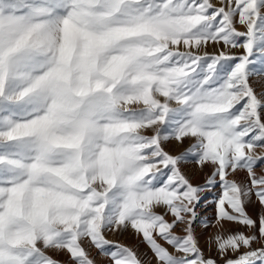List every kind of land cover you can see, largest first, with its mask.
<instances>
[{
  "label": "snow or ice",
  "instance_id": "snow-or-ice-1",
  "mask_svg": "<svg viewBox=\"0 0 264 264\" xmlns=\"http://www.w3.org/2000/svg\"><path fill=\"white\" fill-rule=\"evenodd\" d=\"M256 76L264 0H0V264H264Z\"/></svg>",
  "mask_w": 264,
  "mask_h": 264
},
{
  "label": "rangeland",
  "instance_id": "rangeland-1",
  "mask_svg": "<svg viewBox=\"0 0 264 264\" xmlns=\"http://www.w3.org/2000/svg\"><path fill=\"white\" fill-rule=\"evenodd\" d=\"M213 3H218V0H212ZM237 27L240 29V30H243L242 26L240 25H237ZM221 48H223V44L221 43L220 45H213V44H209L207 46L206 49L202 48L200 51L203 52V51H207L208 53L210 54H213V53H216L218 52ZM234 53H241L243 51V49H233L232 50ZM252 84H253V87L255 88V90L257 91V93H262L264 92V76H256V77H253L252 78ZM187 147H189V144L188 146H185L183 148L175 144H172V145H168L167 146V149L173 153H178L180 151H183L185 150ZM259 168V167H257ZM261 172V170H260ZM240 176H243V174H241ZM237 177H239V175L237 174ZM211 197L210 194H205V196H203V199H207ZM259 209V205H255V206H250L248 208V211L251 215H253V217L256 216L257 214V211ZM200 213L202 215H206L210 218H214L215 216V206L211 203H208L206 207L202 206L200 209H199ZM225 227H230V228H235L236 226L235 225H232V224H226ZM179 232V229L177 230ZM217 231V229L215 227H210L208 229H201L199 226H197V233L199 235V240H200V246L205 250L206 254L208 255H212V256H216L217 253L215 251V245H211V251H209V244H208V238L214 234L215 232ZM109 239H112V240H115V241H118L120 243H123L125 245H128V246H131L129 245L130 243H135L134 245L137 244V241H134L133 239V234L131 231L129 232H126L124 234H109L108 236ZM139 248L142 252L146 251V246H141V244L139 245ZM52 255L54 256V258L58 259L59 261H61V264H66L67 260H68V256L65 255V254H60V255H56L55 253H52ZM91 255L97 260L98 264H108V260L107 258L103 257L102 255L98 254L96 252V250H92L91 252ZM150 255V254H149Z\"/></svg>",
  "mask_w": 264,
  "mask_h": 264
},
{
  "label": "bare ground",
  "instance_id": "bare-ground-1",
  "mask_svg": "<svg viewBox=\"0 0 264 264\" xmlns=\"http://www.w3.org/2000/svg\"><path fill=\"white\" fill-rule=\"evenodd\" d=\"M188 144H190V142L186 141L183 145H180V147L183 148L185 146H188ZM260 170H262L260 167L256 169L258 173L260 172ZM184 171L189 175L193 184L203 185L205 183V180L207 179V176L211 173L212 168L210 166H205L204 168L201 169L195 163L189 162L185 166ZM241 174H243V176H240ZM238 175L239 177L237 176L235 177L238 180L243 179L245 177V173L243 171L239 172ZM217 193H219L218 186L209 191H206L202 195L205 196V194H210L211 197L207 198L206 200L204 199V201H209V202L212 201ZM156 211L160 212V211H163V209L157 208ZM168 218L171 219V217H168ZM133 240L136 241L135 239ZM134 244L135 243H130L129 245L132 246ZM141 246H145V245L141 244Z\"/></svg>",
  "mask_w": 264,
  "mask_h": 264
}]
</instances>
